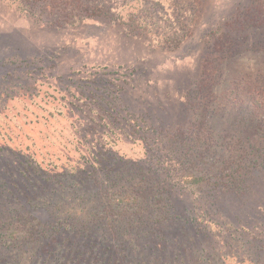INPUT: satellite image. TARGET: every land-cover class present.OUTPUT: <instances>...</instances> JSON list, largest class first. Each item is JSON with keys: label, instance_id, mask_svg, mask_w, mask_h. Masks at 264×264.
<instances>
[{"label": "rangeland", "instance_id": "1", "mask_svg": "<svg viewBox=\"0 0 264 264\" xmlns=\"http://www.w3.org/2000/svg\"><path fill=\"white\" fill-rule=\"evenodd\" d=\"M259 74L264 0H0V202L6 188L61 201L67 185L51 221L73 213L44 249L0 251V264H36L58 246L67 258L71 243L101 250L105 231L114 257L124 241L143 264L193 261L202 247L218 263L245 259L239 239L264 230ZM193 131H211L217 150L198 155ZM192 173L206 179L184 184ZM120 180L142 188L116 218L105 191ZM91 208L99 222L83 224ZM134 212L149 233L131 228Z\"/></svg>", "mask_w": 264, "mask_h": 264}, {"label": "trees", "instance_id": "2", "mask_svg": "<svg viewBox=\"0 0 264 264\" xmlns=\"http://www.w3.org/2000/svg\"><path fill=\"white\" fill-rule=\"evenodd\" d=\"M151 6L152 10H162V7L159 3H152ZM257 81L259 84H264V76L259 74L257 77ZM90 136V135H89ZM87 137L84 136V142L89 144V141H87ZM192 139L195 140V147L196 152L198 155H203L204 157L211 154L212 151L217 150L219 147L218 144H216V140L213 136V133L211 131H193L192 132ZM97 143V141H96ZM104 149V147H103ZM228 150H232V146L227 147ZM40 168L39 166H37ZM227 170V168L222 169V174H220V178H223L224 171ZM233 172H237V170H234ZM190 177H184L183 183L186 185H199L201 184L204 179L200 176H195L193 173L189 174ZM209 178V177H207ZM239 182H241V179H237ZM235 182L233 184H229L228 187L236 191L237 189L241 188V183ZM118 185L115 187L114 183L112 181L109 182V186L107 185V189L105 191L106 196L108 198L109 208L112 211L116 212V218L122 217L123 212L127 211L128 209H133L135 207H139V198L137 197L138 191L142 186L138 183H132L131 181H124L120 180L117 182ZM215 184V183H214ZM67 187V185H66ZM66 187H62L61 190L58 191V195H60L61 201L57 198V196L54 195H44V196H37L35 198H29L25 199L26 201L17 200L18 198L13 195L11 191H9L6 188V191L4 192V199L0 202V211L3 213V219L0 218V251L5 252L7 250H12L14 248H23L24 243L25 245H29L33 248H39L42 247L43 249L45 246H47V242L45 240H48L50 234V231L54 232L55 230L63 228H71L72 224L69 221V216L73 214L70 209V214L66 212V217L64 220L62 219L61 215H57L54 217V221L52 223L51 219L53 217L54 213H50V210H57V205H63L62 200L65 198L61 195L63 191H65ZM236 189V190H235ZM5 190V186L3 183H0V191ZM51 194V193H50ZM83 198L80 197L78 200H82ZM90 200V198H88ZM60 209V208H59ZM77 211L81 212L83 211V204H79L77 206ZM57 212V211H56ZM125 214V213H124ZM132 226L134 223H139L141 228H135L136 231L139 233H149L152 228H150L149 231H146V224L144 223L148 219H146L145 214L141 217L139 212L132 213ZM80 221L84 223H91L92 221L99 222L97 219H95V210L91 208L90 212L87 214V216ZM129 226V227H130ZM105 227V226H103ZM127 227L125 231L129 228ZM81 229L79 228L78 231ZM113 230V229H112ZM146 231V232H145ZM88 232V234L91 236L90 238L92 240H95V235L92 231H85ZM117 233V232H116ZM121 234H124L123 232H120ZM229 233V232H228ZM233 233H230L231 235ZM103 238L101 241L102 245H107L106 247H103L101 250L98 249V247L94 246V243L89 244L85 248V250H82L83 253L85 252L86 257L82 262H79V259L82 257V251H80L79 248L75 247L76 243H71V248L74 249L72 252V255H69L67 258L64 257L65 255L61 252V247H53L52 251L48 252V254L45 255H39L38 259L36 261V264H143L140 260H127L129 259V250L130 247H124V241L123 244H121L120 247V257L116 258L112 255L113 248H111L110 244V233L109 231L102 232ZM54 238V237H53ZM233 236L230 237L231 241H236V239H232ZM242 238V237H240ZM45 241V242H43ZM120 242V240H117V242ZM239 247L240 244L242 245V253L243 258L241 261L236 262V264H264V230L260 231L257 235V242H249V241H243L239 239ZM133 246V245H132ZM4 248V249H1ZM12 248V249H11ZM55 251V252H54ZM79 253L78 255L75 254ZM154 252V251H153ZM197 252V256H195V260L193 261H187L186 259H181L179 257V253L175 252L173 257L168 261V263L164 264H226V260L221 259V262H217L215 260H208L206 256H212L215 258V253H210L205 250L204 247L200 248L197 251H194L193 254ZM40 253H43V251H40ZM75 256V257H74ZM78 256V257H77ZM25 257V254L21 256L23 259ZM45 258V259H44ZM236 258V257H235ZM44 259V260H43ZM10 259H7V261H10ZM43 260V262H41ZM78 260V262H77ZM178 260V261H177ZM233 260V259H232ZM245 260V261H244Z\"/></svg>", "mask_w": 264, "mask_h": 264}]
</instances>
